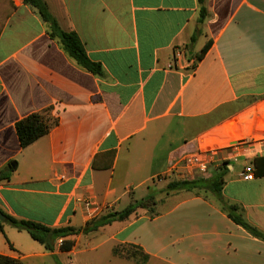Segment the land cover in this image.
<instances>
[{"label":"crops","instance_id":"1","mask_svg":"<svg viewBox=\"0 0 264 264\" xmlns=\"http://www.w3.org/2000/svg\"><path fill=\"white\" fill-rule=\"evenodd\" d=\"M43 1L103 75L78 65L25 0H0V211L79 228L151 199L70 237L69 251L50 253L0 224V255L23 264H264V240L211 194L166 191L224 169V200L264 234V0H205L203 23L196 0ZM45 110L56 125L20 148L15 123ZM214 146L207 174L185 177L186 155ZM249 163L254 178L245 180Z\"/></svg>","mask_w":264,"mask_h":264},{"label":"trees","instance_id":"2","mask_svg":"<svg viewBox=\"0 0 264 264\" xmlns=\"http://www.w3.org/2000/svg\"><path fill=\"white\" fill-rule=\"evenodd\" d=\"M27 4L37 10L40 17L47 24L49 29V34L52 38H57L63 46L65 52L81 67H83L88 72L96 76H102L103 71L100 64L92 62L86 55L83 46L78 39L77 35L73 32H65L60 29L56 20L51 16L48 8L43 0H25ZM198 5V22L203 23L207 17V9L205 7V0H196ZM3 27V22H0V32ZM194 37L191 38L190 44L194 43ZM208 48V44L204 45L200 52L194 55L196 60L202 58L204 53ZM186 50H190V46L185 47ZM56 120L50 116L49 110H45L39 113H33L15 123V132L18 138L20 148L24 149L31 145L33 142L39 138L46 135L49 130L56 125ZM254 163H256L254 161ZM2 175V173H0ZM225 170L219 169L210 178H194L189 180H179L171 181L166 186V191L175 190H186V191H202L206 194H211L219 205L221 209L227 214V217L234 222L236 225L240 226L251 236L264 240V234L256 229L254 226L249 224L242 216L238 207L229 204L224 200L222 196V187L224 184ZM151 198L147 197L145 200L134 202L126 207L120 212L107 213L96 219H92L87 222L84 226L75 228L72 226L60 227V228H50L43 224L27 221L18 220L11 216L5 215L6 219L0 224L5 223L12 228L26 232L29 237L42 245L44 249L50 253H54L56 248L60 251H69L74 245V241L70 237L77 236L79 234L86 235L88 233L94 232L99 228L110 224L113 221H123L131 215L137 207L145 206ZM58 239H61L60 245H58ZM113 254L123 255L127 258L134 259L139 263H145L147 256L144 255L139 249L135 247L124 248L115 247L113 249ZM0 264H23L19 259H15L8 256L0 255ZM58 264V263H57Z\"/></svg>","mask_w":264,"mask_h":264},{"label":"built area","instance_id":"3","mask_svg":"<svg viewBox=\"0 0 264 264\" xmlns=\"http://www.w3.org/2000/svg\"><path fill=\"white\" fill-rule=\"evenodd\" d=\"M184 54L182 49H177L174 51V57L180 58ZM243 140L238 141L235 143L234 148H238L242 145ZM218 149L217 147H207L201 149L195 153H190L186 155L183 159V170L185 177H204L207 174L208 167L212 162L213 157L216 155ZM243 179L245 180H252L254 178V167L250 163L245 165L242 173ZM83 206L89 210L90 207L94 206V202L90 199H84L82 201ZM61 239H58V245H60Z\"/></svg>","mask_w":264,"mask_h":264},{"label":"rangeland","instance_id":"4","mask_svg":"<svg viewBox=\"0 0 264 264\" xmlns=\"http://www.w3.org/2000/svg\"><path fill=\"white\" fill-rule=\"evenodd\" d=\"M3 224V226L4 227H8V228H10L12 231H15V233H17V234H20V236L22 237V238H26V239H31L30 237H29V235L26 233V232H18L17 230H14V228H12L11 226H9V225H7V224H5V223H2ZM1 239V238H0ZM2 239H3V241L5 242V243H7L8 242V239H7V237H6V235H4L3 237H2ZM2 239H1V242H2Z\"/></svg>","mask_w":264,"mask_h":264},{"label":"water","instance_id":"5","mask_svg":"<svg viewBox=\"0 0 264 264\" xmlns=\"http://www.w3.org/2000/svg\"><path fill=\"white\" fill-rule=\"evenodd\" d=\"M6 217L5 215L0 211V222L5 221Z\"/></svg>","mask_w":264,"mask_h":264}]
</instances>
